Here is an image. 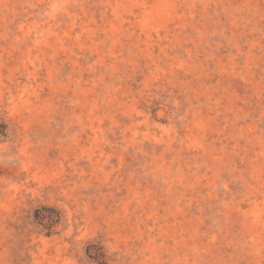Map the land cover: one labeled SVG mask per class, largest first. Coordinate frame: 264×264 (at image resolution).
I'll return each instance as SVG.
<instances>
[{
    "label": "rangeland",
    "instance_id": "374dc122",
    "mask_svg": "<svg viewBox=\"0 0 264 264\" xmlns=\"http://www.w3.org/2000/svg\"><path fill=\"white\" fill-rule=\"evenodd\" d=\"M0 264H264V0H0Z\"/></svg>",
    "mask_w": 264,
    "mask_h": 264
}]
</instances>
